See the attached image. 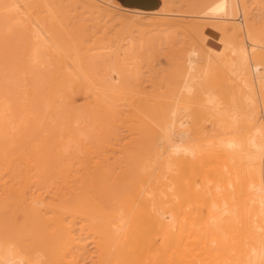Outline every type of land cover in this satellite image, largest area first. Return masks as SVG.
<instances>
[{"label": "bare ground", "instance_id": "6f19581e", "mask_svg": "<svg viewBox=\"0 0 264 264\" xmlns=\"http://www.w3.org/2000/svg\"><path fill=\"white\" fill-rule=\"evenodd\" d=\"M121 2L93 0V5L106 9L110 15L117 12L129 28L155 15L175 22L187 16L196 17L200 25L191 29L195 30L193 33L198 32L196 35L205 46L202 51L207 53V67L217 62L235 66L241 90L222 107L213 95L206 99L214 104L210 110L204 105L191 111L187 93H192L191 81L197 76L193 71L198 68L199 48L191 47L183 53L182 82H177L175 87L165 80L155 82L152 73L148 75L152 77V88L148 91L143 85L145 72L133 35L121 37L114 44L113 40L107 41L106 32V39L101 35L100 40L94 39L99 40L96 46L88 45L91 24H83L85 20L72 31L67 28L68 17H60L48 5L35 9L27 5L29 0H0V16L5 15L12 27L19 30L23 27L26 45L21 71L30 75L28 81L31 79L34 83L43 67H50L47 102L53 114L62 113L54 116L49 111L51 118L83 109L82 114L91 116L95 122L94 128L100 124L106 131V136L99 140L100 148L91 151L83 145L84 140L77 152L72 149L75 153L69 156L74 160L72 163L66 164L55 153L49 154L53 162L60 159L61 166L68 165L64 169L58 166L56 170L54 165L58 162L53 165V171L60 170L59 178L66 189L61 191L58 186L53 203H48L45 197L51 190L37 195L32 192L33 165L25 155L31 153L38 163L35 157L41 159L49 150L56 151L59 145L68 146L67 129L73 135L81 130L80 127L73 130L71 124L76 111L68 114L74 116L66 119L70 126L66 120L61 121L65 125L62 129L50 123L53 131L45 132L48 134L45 140L37 142L43 135L39 138L38 134H30L32 139L26 140L29 142L26 148L23 146L26 141L20 139L22 136L16 138L19 133L15 131L13 138L11 134L2 136L3 142L0 136L3 148L0 150L6 149L7 153L6 161H2L8 168H15L19 175L18 186L1 189L3 184H0L3 191L0 205L11 206L10 223L23 228L17 235L10 231V240H0V264H264V7L260 5L261 0L255 1L260 5L254 10L255 19L258 17L255 23L248 22L246 0ZM231 27L240 30V41L229 34ZM94 32L96 36L97 31ZM95 50L105 51V58L111 63L110 75L95 79L88 73L85 59ZM35 91L34 86H24V100H33ZM79 98L84 99L81 105L77 103ZM26 101L23 104L30 103ZM3 106L0 107V129L14 130L13 120L11 124L6 121L10 115ZM21 110L22 114H17L23 116L20 118L25 123L28 116ZM20 118L17 120L22 123ZM90 118L86 120L91 125ZM208 120L212 124L210 130L204 124ZM33 121L38 122V118ZM86 128L83 129L86 131ZM121 128L135 136L131 134L130 141H122ZM32 130L38 129L35 126ZM80 136L74 137L75 140ZM49 139L53 142L52 149ZM61 151L59 156L63 157L65 153ZM191 236L198 250L190 246Z\"/></svg>", "mask_w": 264, "mask_h": 264}, {"label": "rangeland", "instance_id": "374dc122", "mask_svg": "<svg viewBox=\"0 0 264 264\" xmlns=\"http://www.w3.org/2000/svg\"><path fill=\"white\" fill-rule=\"evenodd\" d=\"M87 1L88 0H29V4L30 5L29 4H27V5L30 6V7L33 6L34 8L36 6H39V5H48L52 10H54L55 13L57 12L56 14H58L60 17L61 16H64L65 18L68 17L67 18V22H68L67 24H69V25H67V28L72 30V31L75 30L77 24L79 25L80 22L85 20L84 22H82L83 24H87L88 26H90V24H91V31H89V33L91 32V39L87 38L88 42L86 41V43H88V45H92L93 44L92 46H96L98 44L97 42H99V40H100L99 37L101 35L105 36L107 34V37H108L107 41L109 42V41L113 40L114 44L117 43V41H119L122 38H127V37H130V36L133 35V37L136 38L135 46L137 48H139L141 65L143 66V71L145 72V76L143 78L145 82H144L143 85L147 88L146 90H148V91H149V89L151 90V88H152L151 87L152 83L150 81V79H152V77L149 78L148 75H151L153 73L154 81L155 80H157V81L158 80H165L168 83L171 82V83H169L170 86L172 85V87H175L177 82H179L181 80L183 81V79H184V78L181 79L183 77V76H181L182 75V71H181L182 70L181 69V65L182 64L181 63L183 62V60H182L183 53H185V51H187L191 47L199 48L201 53L204 52L202 50L205 49V46H203V43L200 41L199 37L197 36V35H199L198 32L193 33V31H195V30H193V29H195V26L196 25H200L199 20H197L196 17H195V19H191L194 16H191V17L187 16L185 18L183 17V18H181V21L179 20V22H175V21H173V20H171L169 18H164L163 16H158V15L156 16L155 15L152 18L150 17L148 19L147 18L143 19L142 23H140L137 27L129 28V27H126L125 24L122 23L121 17H120V15L117 12L112 13L111 14L112 17H111L109 12L105 11L106 9L100 8L99 5H93L94 4L93 0H90L92 2H90V1L87 2ZM116 1H118L121 4H123L121 2V0H116ZM255 1L256 0H246V9H247L246 10V13H247L246 16L247 15L249 16V17H247V19L249 18V20H248L249 23H255V20L258 18V17H256V19H255V12L257 10V9L255 10V7L256 6L260 7V5H262L264 7V0H261L260 5H258V3H256ZM253 2H254V4H253ZM252 4H253V7L251 6ZM89 5H91V6H89ZM90 8L92 9V11H91ZM95 8H97L99 11L97 9L95 10ZM249 8H250V10H249ZM185 10H186V13L191 12V11H188L189 9H185ZM254 10H255V12H254ZM262 11L264 12V8L262 9ZM250 12L253 13L254 15L251 14ZM44 13H46V11H44L42 14H44ZM89 13H90L91 16L88 15ZM106 13H107V15H106ZM87 15H88L89 18L87 17ZM108 15H110V17ZM4 17H6V16L5 15L0 16V88H1L0 89L1 90L0 91V97H1L0 98V107L3 104L4 105L3 107L7 108L5 113L10 115L11 117L7 115L10 119L8 117H6L7 120H6V118L4 120L9 122L10 124L12 123L10 121L13 120V125H11V126H12V128H14V130H10V128L8 130H6V132H8L7 133L8 136H7V135H3L4 133L6 134V132H4V131H2L0 129V131H1L0 132V136L2 138V142H3V139H4L3 137L4 136L10 137V136H12V134L15 135L16 133H19L18 137L16 135V138H20L22 136V138H20V139L25 140V141L32 139V136H30V134L31 135L34 134V136L36 134H38L39 138H41V136L43 135L44 137L42 136L41 140H37V142L38 141L39 142L43 141V139L44 140L46 139V136L50 133V131H53L52 127H53L54 124H56L55 126H57V127L59 126L58 128L62 129L61 127L63 125V122L61 123V121H63V120H64V122L68 121V120H66L67 117L69 118V116H71V115H68V114H73L75 111H76L75 115H74L75 117L71 116L72 118L74 117V119H70L69 118L70 120H73V122L72 121H70V122H72L71 124H72V126H74L73 130H75V127H76V129H78L79 127L81 128V130H79L80 128L78 129L79 131H77V133L74 134L75 135L74 136L73 133L70 132L71 130L67 127L68 129L67 128L66 129L69 132L65 129L67 131V133H68V134L66 133V135H65V136H67V139H66L67 142L66 143L69 142L68 140H70V142L72 141L73 143L69 142L71 147H70L69 144H68L69 147L67 145H66L67 146L66 147L63 144L59 145L58 149L55 148L56 151L57 150L59 151V153L56 152L55 150L54 151L52 150L53 152L51 150H49V153H47V155L43 156V157H45L44 160L42 159L43 157L42 158L40 157L41 159H38V158L35 157V159L37 160L38 163L34 162L35 160H33V158H34L33 155H30L31 153L29 155H27V152H26L25 156L26 157L28 156L30 164L33 165L32 166L33 169H32V172H31V175H33L31 184H32L34 189L32 188V192H35V194L37 195V193H39V192H43L45 190H49V191L51 190L49 192V194L45 193V197L47 198L46 201L48 203H53L56 200L55 199L53 201V198H55V197H53L54 196L53 194L55 192H57L58 186L62 188L61 191H64V190L66 191V189L64 187L65 185L63 183H61V180L59 178L60 177V175H59V171L60 170L53 171V169L55 167H57V168L54 169V170H56L61 165H63V163L61 164V161L63 162V160H64V163H66V164L69 163V161L70 162L71 161L74 162V160H72V158L69 157L72 154H75L72 149H74V151L77 152L81 148L80 147V143L82 141H84V140L85 141H84L83 145L86 144L88 146V148H90L91 151H93V150H95L97 148H100L99 144H101V142L99 140L101 138H103V136H106L105 135L106 131L103 130V128L100 126V124H99L100 129L96 128V127H99V126H96L94 128V126H92V125H94L95 122L91 121V120H93L92 118H90L91 116L90 117L87 116L86 113H84L85 115L82 114L83 109H82V111H81V109H75L74 112L70 111V112H68V114L66 116L63 114L64 117L63 116L62 117H59V116L58 117H54L56 115H62V113L61 114H56V115L53 114L54 112L51 111V107L49 106V104L47 102L49 100V96H48V94L46 95V93L49 91V85H50V82H49V80H50V77H49L50 76V72H49L50 67L49 66H46V67L44 66L42 71L39 72L40 75H38V77L42 78V79L39 80V78H38V80H35L37 82V84L35 83V81L33 83V81L31 79L28 81V78H29L30 75L29 74H25V73L23 74V72L21 71L22 70L21 68H23V65L21 63V59H22V57H24V46L26 45V41H24L25 40V38H24L25 36L23 34V27H20V30L17 27L16 28L12 27L13 25L11 24V21H9L7 18H4ZM85 17H87V18H85ZM167 20H169V22ZM261 20H263V18ZM82 23H80V24H82ZM258 24L255 25V26H258ZM192 25H194V26H192ZM93 26H95V27H93ZM191 28H193V29H191ZM232 28L233 27L230 28L231 29L230 31H232V32H229V34L235 38V41H237L236 39H238V41H240L239 40V39H241L240 30L237 29V27L235 29L234 28L232 29ZM20 31L22 32L21 35L18 34V33H20ZM94 31H97L96 32V36L93 35L95 33ZM106 32H108V33H106ZM102 36H101V38H102ZM237 36H239V37H237ZM107 37L105 36L104 38L106 39ZM94 39H99V40L98 41H94ZM105 39H104V41H106ZM104 41H102V42H104ZM107 41H106V43H107ZM100 45L101 44H99L98 46H100ZM140 48H141V50H140ZM95 51H93V53L90 52L91 53V57L85 59L86 62L84 64H85V66H88L87 67L88 73L93 75V78H95V79L99 78V77H106V76L110 75V71H111V66L110 65H111V63H109V61L107 62V60L105 58V51H101V50L100 51H96V52ZM201 53L199 55L200 59L198 57V68H197V70L193 71V74H195L197 76H196L195 79H193L191 81V84L193 85V88H192V91H191L192 93H187V96L189 97L188 100L190 101V105H192L191 111H195L196 109H199V108H201V106H204V105H206L208 107L207 110H210L214 104L211 103V102H208L206 99H209L210 96H213V95L215 96V100L218 101V103H220L221 104L220 106L222 107V106H224L227 103L229 97L238 95V91H240L241 87H242L241 84H240L241 81H239L240 80V76H238V71L235 70V68H234L235 66L233 67V66H230L228 64L227 65H225V64L223 65V64L217 62V63H215V65L213 67L212 66L207 67V60H206L207 59V56H206L207 53H203V55ZM44 58H45V56H44ZM202 61H203V63H202ZM108 65L110 66V68H109ZM105 66H107V67H105ZM211 68H214V69H211ZM20 71L22 73H20ZM61 71H65V70H61ZM155 71H157V73H154ZM107 73H109V74H107ZM235 75H236V77H235ZM40 76H42V77H40ZM47 78H49V79H47ZM263 79H264V74H263ZM237 81H238V83L239 82L240 83L238 84ZM38 82H40L41 84L38 83ZM118 84H120V86L122 85L121 82H119ZM26 85L27 86H34V88H36L35 93L37 95H35L33 97L34 98L33 100L32 99H28V101H26V100H24V99H26L25 96L23 98L24 86H26ZM164 89H163V91L167 90V89H165V90ZM183 91L186 92L184 89H183ZM206 91H207V93H206ZM3 100H5V101L3 102ZM204 100H206V101H204ZM22 101L23 102H25V101L29 102L30 101L31 104L27 103V105H26L24 103L25 104L24 105ZM21 102H22V106H21ZM82 102H84V99L83 98H79L77 103L81 105ZM201 102L203 103V105H201ZM45 103H47V104L45 105ZM19 104H20V106H19ZM16 105H17V107H16ZM24 106H26V107H24ZM43 106L45 108H43ZM20 107L21 108H26V111L23 110V109L21 110ZM36 107H37V109H36ZM10 108H11V110H10ZM46 108H47V110H46ZM48 108H49V110H48ZM15 110L17 111L18 114H19L20 110L23 111V112H26L25 114L23 113V115H27L30 118H28L26 116L27 117L26 120L23 119V120H25V123H24V121H22L21 118H20V117H23V116L22 115L19 116L15 112ZM201 110H202L203 113L206 112L205 109H201ZM49 111L51 112L50 114L54 115L52 118H51V115H49ZM30 112L34 113L35 115L31 114ZM5 113L3 115H6ZM13 113L17 114L16 115L17 117ZM20 114H22V112H20ZM43 115L45 117H43ZM47 115H49L50 118H48ZM12 116L14 118H16V119L14 120ZM40 116H42L45 120H43V118L40 117ZM35 117L38 118V122H36V123H34V121H33ZM85 117L90 118V122H92L91 125L89 124V121L87 123L86 119H88V118L85 119ZM191 117H193V116H190V118ZM206 117H207V115H206ZM17 118L18 119L20 118L22 123L20 121H18ZM84 119H85V121H84ZM191 120H192V118H191ZM31 121H33V122H31ZM83 121H84V123H83ZM17 122H19L20 125H18ZM46 123H47L48 126L46 125ZM50 123H51L52 127H50L51 126ZM68 124L69 125H67V126H70L69 121H68ZM204 124H206L207 129H209V130L212 129V124H211L210 120L204 121ZM29 125H30V127L28 128ZM81 125H83L84 127L81 126ZM95 125H97V124H95ZM16 126H19L18 127L19 132H17L18 129H17ZM35 126H36V128L38 130H32V127L35 128ZM64 126L65 125H63V127ZM38 127H40V128H38ZM83 128H86V131L91 128L89 130V131L92 130L91 133H89L87 131L90 134V135H88L89 137H87L86 134H88V133H85L86 131ZM92 128H94V129H92ZM28 129L29 130L31 129V130L26 132V130H28ZM157 129L159 130L158 127H157ZM63 130H64V128H63ZM101 130H103V131H101ZM11 131H12V133H10ZM13 131H15L16 133L14 134ZM32 131H35V132L32 133ZM45 132H47L48 134H45ZM130 132L128 130L124 129V128H121L119 136H121L122 141H124V140L130 141L131 140L130 138L135 136L134 134H132ZM95 133H97V135ZM98 133H99V135H98ZM192 133L193 132L191 131L190 134H192ZM9 134H11V135L9 136ZM27 134L31 138L29 136H26ZM80 135L81 136L85 135V136H83L85 138L83 139ZM92 135L95 136V137H93ZM25 136H26V138H25ZM76 136L77 137L80 136L79 137L80 139L82 138L81 141H79V143L76 142V141H78L80 139L76 138L77 140H75V138H74ZM96 136H98L99 138L96 137ZM13 137H15V136H12L11 138H13ZM27 137H29L30 139H28ZM68 137H69V139H68ZM91 137H93V138H91ZM86 138H88V140L90 141L91 144H88V141H87ZM73 139H74V141H73ZM157 139H159V138H157ZM210 139H211V137H210ZM22 140H20V142ZM91 140H95V141L91 142ZM25 141H22V143L25 142ZM96 142H97V144H95ZM27 143H29V142L26 141L25 145H23L25 148L28 145ZM30 143L32 144L33 141L30 142ZM34 143H36V141H34ZM48 143H49V145L51 144L50 146H51V149H52L53 148L52 147V145H53L52 140H50ZM66 143H65V138H64V144H66ZM0 144H2V143H0ZM31 144H29V146ZM74 144H79V146H77V145L74 146ZM159 144L161 145V143H159ZM59 147H61L60 149H63L64 147H66V148H68L67 149L68 151L67 152L64 151V150L61 151V150H59ZM66 148H64V149L66 150ZM2 149L3 148H1V150ZM1 150H0V180H1L0 184L1 185L3 184V185L2 186L0 185V186H1V189L2 188L5 189V188H10L14 184L16 186L19 183V175H18V172L15 170V168H8V164L7 163H6L7 167H5L6 164L4 162L6 161L5 156H7V153L5 151L6 149L3 150V151H1ZM26 150L27 149H25V151ZM30 150H31V148L28 149L29 152H30ZM60 151L64 152L67 155L66 156L64 154V156L69 159V160L66 159L68 161H65V157L63 155H62L63 157L59 156L60 155ZM53 153L58 155L57 157L62 158L61 161H59L60 159H57V158L54 157L55 158L54 160L57 159L56 160L58 162L57 166L54 165V164H56L55 163L56 161L53 162L50 159L51 155H49V154H53ZM70 153H72V154L70 155ZM118 154H119V152H118ZM8 155H9V153H8ZM46 156L48 158H46ZM71 157H73V155ZM45 159H48V160L45 161ZM2 162L4 163V165H3ZM34 164H36L37 166H35ZM53 165H54V168H53ZM67 166H65V165L61 166L59 169H64ZM38 167L39 168L41 167V169L38 170L37 169ZM72 169H75V168H72ZM12 177H14L16 179H14ZM1 189H0V194L3 193V191ZM58 193H61V192H58ZM10 210H11V206H8L6 204H1L0 205V224H2V225H0V229H1L0 230V234H1L0 240L5 239V242H6V240H10L11 239L10 238L11 237V233H9L10 231H12L13 233H15L17 235V233L18 234L21 233V228H22V227L18 228L16 226L17 224L16 225H12L10 223L11 222V221H9L10 217L8 216L10 214ZM5 214H7L6 217H5ZM3 218H4V220H3ZM8 224L14 230L10 226H8ZM6 234H7V236L4 237V235H6ZM2 237H4V238H2ZM8 237H9V239H8ZM195 237L196 236H194V239H195ZM192 238H193V236H191L189 238L190 246H193L194 248H196V243L193 242ZM197 243H199L198 240H197ZM92 250H94V249H92ZM196 250H198V249L196 248ZM176 264H179V263H176ZM201 264H203V263H201ZM211 264H214V262H212Z\"/></svg>", "mask_w": 264, "mask_h": 264}]
</instances>
